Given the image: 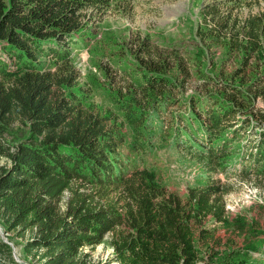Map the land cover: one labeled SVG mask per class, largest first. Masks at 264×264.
Instances as JSON below:
<instances>
[{
	"label": "trees",
	"instance_id": "trees-1",
	"mask_svg": "<svg viewBox=\"0 0 264 264\" xmlns=\"http://www.w3.org/2000/svg\"><path fill=\"white\" fill-rule=\"evenodd\" d=\"M261 1V10L244 13ZM106 5L0 0L6 232L29 231L23 250L33 264H89L84 249L106 237L113 257L105 264H264L262 241L242 250L215 236L217 224L243 232L244 224L227 217L225 185L207 180L184 196L167 192L153 171L131 169L121 152L128 139L131 152H146L172 137V146L210 173L244 148L241 176L264 181V0L206 3L188 45L157 44L148 35L119 44L114 68L96 61L109 106L90 98L71 60L72 48L93 37L85 11ZM9 56L14 70L4 63ZM16 121L29 135L8 145L3 134ZM10 250L0 239V256L7 254L0 264H19Z\"/></svg>",
	"mask_w": 264,
	"mask_h": 264
},
{
	"label": "rangeland",
	"instance_id": "rangeland-1",
	"mask_svg": "<svg viewBox=\"0 0 264 264\" xmlns=\"http://www.w3.org/2000/svg\"><path fill=\"white\" fill-rule=\"evenodd\" d=\"M212 0H108L104 8H90L85 11L86 18H89L88 28L92 31L93 37L84 40L86 43L72 48L71 60L79 72L77 82L83 84L90 90V98L95 102L109 106L105 94L100 88L96 78L100 79L96 69V61L102 66L114 68L110 62L119 51L118 45L125 41H131L134 37L148 35L155 43L164 42L176 45L183 43L188 45L194 39L195 29L200 22V10ZM263 7L255 4L244 7V13L249 9L255 13ZM7 54L6 52H3ZM125 54V53H124ZM8 55V54H7ZM123 56V55H122ZM0 57H3L0 54ZM10 57V56H9ZM5 60L10 70L15 69L14 60L10 57ZM45 57H42V61ZM2 61V60H1ZM54 71L55 68H49ZM48 70V69H46ZM118 75V74H117ZM187 87L186 94H190L194 85ZM180 98V97H179ZM29 135L28 127L20 121L11 123L5 133L3 140L8 145L24 141ZM168 135V134H167ZM172 137L160 141L159 146L146 152H131L128 149L129 139L122 149L126 162L133 167L146 168L153 171L158 182L167 192H174L184 196L189 187L204 184L208 181L219 182L227 188L224 195L226 214L231 222L244 224L243 232H236L234 223L230 226L217 224L215 226L217 239L226 244L227 240L233 241L232 247L244 250L251 243L262 241L260 247L264 250V181L257 180L254 176H241L243 167L248 163L243 162L242 155L247 153L238 150L232 160L228 162L225 170L220 169L214 172H207L200 164L190 159L185 151L171 145ZM246 143V142H244ZM6 165L4 159H0V166ZM68 197L65 193L63 200ZM233 220V221H232ZM214 223L208 222L207 227L213 228ZM256 229L251 233L249 229ZM17 231L6 232V228L0 222V239L11 248V257L19 264H33V261L26 256L23 247L25 239L29 237V231L22 234ZM93 249L85 248L84 253L88 255L89 264H105L113 257L111 247L107 242ZM232 244V242H231ZM224 246H221L223 248ZM244 248V249H243ZM247 254L257 259L260 254L253 250H246ZM7 254L3 253L0 260H7Z\"/></svg>",
	"mask_w": 264,
	"mask_h": 264
}]
</instances>
